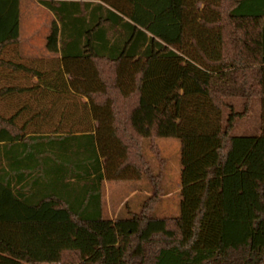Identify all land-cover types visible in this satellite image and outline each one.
I'll return each mask as SVG.
<instances>
[{
  "label": "trees",
  "instance_id": "obj_1",
  "mask_svg": "<svg viewBox=\"0 0 264 264\" xmlns=\"http://www.w3.org/2000/svg\"><path fill=\"white\" fill-rule=\"evenodd\" d=\"M36 1L51 57L23 61L0 0V264H264V0ZM161 139L177 217L154 216ZM143 179L140 208L106 217L105 182Z\"/></svg>",
  "mask_w": 264,
  "mask_h": 264
},
{
  "label": "rangeland",
  "instance_id": "obj_2",
  "mask_svg": "<svg viewBox=\"0 0 264 264\" xmlns=\"http://www.w3.org/2000/svg\"><path fill=\"white\" fill-rule=\"evenodd\" d=\"M53 16L42 8L36 0H21V55L25 59H49L45 50L46 37L49 34ZM36 80H32V84ZM261 124V111L258 103L253 104L250 116L241 121L235 132L237 134H254ZM160 153L150 149L149 142H144V154L154 173L163 175L164 196L157 206L154 216L158 218L177 217L180 215L181 200V165L180 142L177 139H161L157 142ZM135 188V189H133ZM134 190L136 192H134ZM147 179L137 182H105L106 217L115 218L122 213L124 204L129 200L134 210L140 208L143 200L151 193ZM134 192V196H133Z\"/></svg>",
  "mask_w": 264,
  "mask_h": 264
},
{
  "label": "crops",
  "instance_id": "obj_3",
  "mask_svg": "<svg viewBox=\"0 0 264 264\" xmlns=\"http://www.w3.org/2000/svg\"><path fill=\"white\" fill-rule=\"evenodd\" d=\"M42 7V6H41ZM19 8H20V18H21V0H19ZM43 8V7H42ZM45 9V8H44ZM46 10V9H45ZM47 11V10H46ZM21 20V19H20ZM19 33H20V21H19ZM20 38H21V36H20ZM21 40H20V43L18 44V46H17V50H18V54H19V59L21 58L23 61H26V60H33V59H25L22 55H21V49H20V46H21ZM133 182H137V181H133ZM133 189H135V188H133ZM134 192H136L135 190H134ZM134 192H133V196L135 195L134 194ZM111 218V217H110Z\"/></svg>",
  "mask_w": 264,
  "mask_h": 264
}]
</instances>
